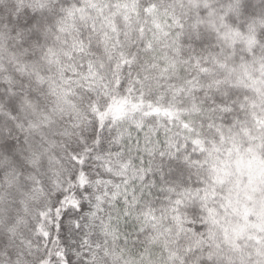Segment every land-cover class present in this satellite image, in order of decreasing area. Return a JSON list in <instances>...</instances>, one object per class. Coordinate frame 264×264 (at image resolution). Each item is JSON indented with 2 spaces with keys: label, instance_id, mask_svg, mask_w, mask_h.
I'll return each mask as SVG.
<instances>
[{
  "label": "snow or ice",
  "instance_id": "obj_1",
  "mask_svg": "<svg viewBox=\"0 0 264 264\" xmlns=\"http://www.w3.org/2000/svg\"><path fill=\"white\" fill-rule=\"evenodd\" d=\"M0 264H264V0H0Z\"/></svg>",
  "mask_w": 264,
  "mask_h": 264
}]
</instances>
